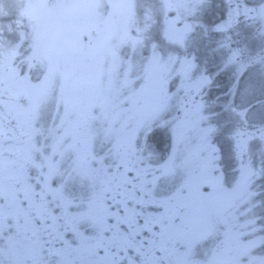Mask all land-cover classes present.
<instances>
[{"label": "snow or ice", "instance_id": "1", "mask_svg": "<svg viewBox=\"0 0 264 264\" xmlns=\"http://www.w3.org/2000/svg\"><path fill=\"white\" fill-rule=\"evenodd\" d=\"M0 264H264V0H0Z\"/></svg>", "mask_w": 264, "mask_h": 264}, {"label": "flooded vegetation", "instance_id": "2", "mask_svg": "<svg viewBox=\"0 0 264 264\" xmlns=\"http://www.w3.org/2000/svg\"><path fill=\"white\" fill-rule=\"evenodd\" d=\"M218 38V37H217ZM161 140H162V137H161Z\"/></svg>", "mask_w": 264, "mask_h": 264}]
</instances>
